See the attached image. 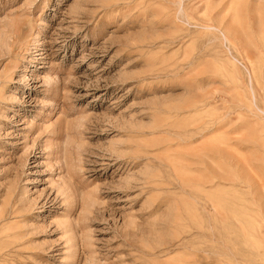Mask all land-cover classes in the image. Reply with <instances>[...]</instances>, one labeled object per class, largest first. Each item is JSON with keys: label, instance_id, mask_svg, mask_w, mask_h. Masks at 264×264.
<instances>
[{"label": "rangeland", "instance_id": "374dc122", "mask_svg": "<svg viewBox=\"0 0 264 264\" xmlns=\"http://www.w3.org/2000/svg\"><path fill=\"white\" fill-rule=\"evenodd\" d=\"M263 87L264 0H0V264H264Z\"/></svg>", "mask_w": 264, "mask_h": 264}, {"label": "bare ground", "instance_id": "6f19581e", "mask_svg": "<svg viewBox=\"0 0 264 264\" xmlns=\"http://www.w3.org/2000/svg\"><path fill=\"white\" fill-rule=\"evenodd\" d=\"M255 7H256V5H254ZM254 6H251V7H254ZM249 9V8H248ZM252 17V16H251ZM18 29V28H17ZM14 36H15V34H14ZM17 42V41H16ZM5 82V81H4ZM264 88V87H263ZM185 111V110H184Z\"/></svg>", "mask_w": 264, "mask_h": 264}]
</instances>
